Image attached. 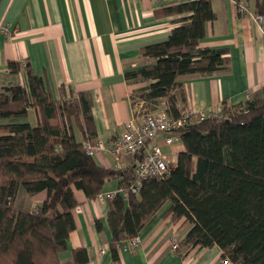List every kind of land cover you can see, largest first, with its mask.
Segmentation results:
<instances>
[{
    "label": "trees",
    "instance_id": "trees-1",
    "mask_svg": "<svg viewBox=\"0 0 264 264\" xmlns=\"http://www.w3.org/2000/svg\"><path fill=\"white\" fill-rule=\"evenodd\" d=\"M257 7L262 13L264 0ZM163 13L182 16L179 25L166 40L143 48L142 56L153 62L126 76L150 81L135 91L133 104L143 101L154 110L165 100L178 116V100H186L179 77L227 69L229 49L200 47L207 23L217 18L210 0L172 4ZM9 68L14 75L24 68L27 84L16 81L0 91V264H87L84 247L73 249L71 263L60 257L76 227L74 188L96 199L110 178L121 176L127 186L134 172L105 168L77 139L75 126L86 140L96 134L85 95L67 97L61 87L55 99L28 61H11ZM30 107L38 110L37 125L27 120ZM177 133L185 150L170 173L144 180L139 193L129 192L127 204L120 195L111 201L115 256L117 243L138 236L167 207L164 215L191 224L180 250L219 245L236 264H264V96L194 120ZM20 187L30 195L47 191V199L31 211L18 208Z\"/></svg>",
    "mask_w": 264,
    "mask_h": 264
},
{
    "label": "crops",
    "instance_id": "crops-1",
    "mask_svg": "<svg viewBox=\"0 0 264 264\" xmlns=\"http://www.w3.org/2000/svg\"><path fill=\"white\" fill-rule=\"evenodd\" d=\"M187 1L0 0V24L13 31L10 36L0 34V91L16 81L27 84L24 68L17 75L9 68L11 61L25 59L45 79L55 99L61 97V87H65L64 96L85 95L94 118L96 134L92 136L106 145L95 159L107 169L135 173L133 156L117 159L108 149L133 116L135 91L150 82L128 80L126 72L153 62L142 56L143 48L166 40L179 25L176 19L182 17L166 15L163 9ZM210 1L217 18L207 23L200 47L228 48L230 65L209 75H181L186 100L179 98L180 111L223 113L264 96V23L253 18L254 14L264 16L257 7L259 0H244L247 11L239 10L235 0ZM27 120L38 124L37 108H28ZM75 135L77 139L80 136L79 141L87 139L77 126ZM163 137L161 134L149 144H160L175 165L185 145L180 140L168 145ZM121 180V176L110 178L101 192L120 189ZM74 191L79 202L73 210L76 227L70 232L68 248L60 253L64 262H72L74 248L84 247L87 264H225L219 245L174 250L173 236L181 242L191 224L164 215L167 207L141 231L137 246L129 241L117 243L116 257L109 220L111 201L120 195L127 204L128 198L117 194L100 202L97 197L88 198L83 190ZM29 196L23 202H28L25 209L31 211L43 204L48 193Z\"/></svg>",
    "mask_w": 264,
    "mask_h": 264
},
{
    "label": "built area",
    "instance_id": "built-area-1",
    "mask_svg": "<svg viewBox=\"0 0 264 264\" xmlns=\"http://www.w3.org/2000/svg\"><path fill=\"white\" fill-rule=\"evenodd\" d=\"M241 11H247L244 0H235ZM257 23H264V16L254 14ZM13 31L8 25L0 24V34L10 36ZM22 66L27 61L22 60ZM142 104V103H139ZM139 104H134L133 116L125 123L123 133L111 143L108 149L119 159L122 155L134 157V180L116 191L100 192L97 199L105 202L114 198L117 194L128 197L129 192L139 193L144 180L151 177H164L170 173L172 163L160 144L150 145L149 142L159 135H163L164 142L168 145L181 141L178 130L186 127L194 120H204L214 112L206 110L184 109L178 116H173L168 112V106L164 102L155 111L142 112ZM84 147L89 155H96L106 149L102 140H86ZM141 240L140 234L126 241L137 246ZM172 247L179 249L180 241L175 235L172 238ZM225 264H230V258L226 257Z\"/></svg>",
    "mask_w": 264,
    "mask_h": 264
},
{
    "label": "rangeland",
    "instance_id": "rangeland-1",
    "mask_svg": "<svg viewBox=\"0 0 264 264\" xmlns=\"http://www.w3.org/2000/svg\"><path fill=\"white\" fill-rule=\"evenodd\" d=\"M139 102L142 103V104H139ZM135 104H139V106H140L139 108L141 109L142 112L155 111V109L152 110L148 106H146V103H144L143 101H139L138 100V101H136ZM160 106H161V104L159 105V107ZM78 139H80V136H78ZM21 189H22L21 192L19 193V195L16 198L17 201L15 202V206L18 207V208H21V209L26 210L25 208L27 207L28 202L25 203L23 201H26L27 200V197H31V196H29L30 194H28L23 187ZM64 263H67V262H64Z\"/></svg>",
    "mask_w": 264,
    "mask_h": 264
},
{
    "label": "bare ground",
    "instance_id": "bare-ground-1",
    "mask_svg": "<svg viewBox=\"0 0 264 264\" xmlns=\"http://www.w3.org/2000/svg\"><path fill=\"white\" fill-rule=\"evenodd\" d=\"M95 156V155H94Z\"/></svg>",
    "mask_w": 264,
    "mask_h": 264
}]
</instances>
